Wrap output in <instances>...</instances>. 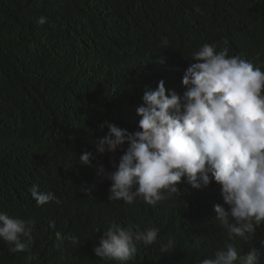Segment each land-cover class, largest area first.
Returning a JSON list of instances; mask_svg holds the SVG:
<instances>
[{
    "label": "trees",
    "instance_id": "trees-1",
    "mask_svg": "<svg viewBox=\"0 0 264 264\" xmlns=\"http://www.w3.org/2000/svg\"><path fill=\"white\" fill-rule=\"evenodd\" d=\"M205 43L264 70V0H0V212L35 220L29 251L0 240V264H119L93 252L111 223L159 228L128 264H199L223 247L215 181L196 190L182 178L181 195L128 205L109 201L111 182L79 162L90 151L112 170L122 152L96 153L108 131L100 124L137 130L145 86L161 79L182 96L184 70ZM33 183L61 203L38 206ZM235 244L240 254L257 248L264 264V224Z\"/></svg>",
    "mask_w": 264,
    "mask_h": 264
},
{
    "label": "clouds",
    "instance_id": "clouds-1",
    "mask_svg": "<svg viewBox=\"0 0 264 264\" xmlns=\"http://www.w3.org/2000/svg\"><path fill=\"white\" fill-rule=\"evenodd\" d=\"M34 22L43 25L47 17L34 18ZM228 52L227 46L217 51L215 44L207 43L194 52V62L183 73L186 90L182 96L166 89L163 79L155 88L146 85L142 103L135 109L141 118L134 132L114 122L100 124L101 130L106 126L108 131L93 142L96 153L122 152L118 162L110 160L112 170L102 163L94 165L90 151L80 154L79 162L94 167L99 182H111L109 201L128 205L142 198L155 207L166 198L165 192L181 195L182 178L196 190L215 181L223 200L214 205L215 219L227 239L199 264H258L259 250L252 247L240 254L235 241L254 240L264 224V70ZM262 52L264 47L257 56ZM96 186L93 183L91 188ZM29 192L38 206L61 203L53 192L40 191L36 183ZM34 224V219L0 212V240L11 245L13 253L29 251ZM158 233L154 226L140 230L138 225L111 223L93 252L101 259L128 264L138 245H152ZM172 244L170 240L162 250Z\"/></svg>",
    "mask_w": 264,
    "mask_h": 264
}]
</instances>
